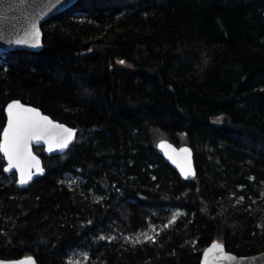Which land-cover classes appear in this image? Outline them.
<instances>
[{"label": "trees", "instance_id": "trees-1", "mask_svg": "<svg viewBox=\"0 0 264 264\" xmlns=\"http://www.w3.org/2000/svg\"><path fill=\"white\" fill-rule=\"evenodd\" d=\"M43 30L41 51L0 62V139L20 99L81 140L43 156L27 188L0 153V258L70 264L83 242L88 264H200L213 241L264 251V0H79ZM161 136L192 148L193 173L159 152ZM122 205L127 234L186 214L155 240H92Z\"/></svg>", "mask_w": 264, "mask_h": 264}, {"label": "water", "instance_id": "water-1", "mask_svg": "<svg viewBox=\"0 0 264 264\" xmlns=\"http://www.w3.org/2000/svg\"><path fill=\"white\" fill-rule=\"evenodd\" d=\"M78 1L79 0H0V57L18 50L33 52L41 51L44 47L43 25L57 14L62 13L63 11L75 5ZM33 25H35L40 31V46L32 47L28 44H17V40L24 39L26 33H29L33 30ZM13 101H19L20 104L25 107L37 109L41 116L48 117V119L52 121L53 124L63 125L67 129L74 130V134L71 140H69L67 147L62 149L56 147L54 144L52 150L49 151L47 138L41 139L39 141L32 140L30 142L29 147L31 153L39 162L40 170H38L35 166V161L31 162L32 167L26 169V174L30 173L31 179L25 184H21L19 182V169L13 167L11 170H7L9 165L7 156L3 151H0L2 157L4 158V173L9 176L15 174L18 187L27 188L36 179L42 177L46 173V166L43 156L51 157L65 154L75 143L79 133V128L70 126L67 123L54 119L51 115L45 113L41 108L35 105L26 103L20 99H13L5 107L7 120L1 133L0 143L3 142V131L8 126V105ZM157 146L159 152L162 153L173 165L180 169L183 168L185 171L190 170L193 173L194 152L189 145H182L179 147L170 139H162L158 141ZM37 149H42L43 151L38 152ZM214 242L223 245V250L221 251L216 249L209 253L207 257L208 264H264V251L246 256L238 255L229 251L225 244L219 241H213L204 249L200 264H205L204 253L213 245ZM0 261L23 262V264H39L35 255L33 254L24 255L19 258H0Z\"/></svg>", "mask_w": 264, "mask_h": 264}, {"label": "snow or ice", "instance_id": "snow-or-ice-1", "mask_svg": "<svg viewBox=\"0 0 264 264\" xmlns=\"http://www.w3.org/2000/svg\"><path fill=\"white\" fill-rule=\"evenodd\" d=\"M32 28L33 30L26 33L24 39H19L16 43L28 44L32 47L40 46V31L35 25H33ZM121 63H123V61H121ZM73 134V129H67L63 125L53 124L48 117L41 116L37 109L28 108L21 105L19 101H13L8 105V126L3 131V142L0 143V151L4 152L9 162L7 170H11L13 167L19 169V182L21 184L27 183L31 179V174H26V169L32 167L31 162L35 161V166L40 170L39 162L31 153L29 147L30 142L32 140L39 141L47 138L49 151L52 150L54 144L56 147L62 149L67 147ZM181 171L184 172V169L182 168ZM184 174L185 176L189 175L190 170L184 172ZM240 199L242 200L243 197ZM174 220L175 217H173L170 223L174 222ZM145 239L154 240L155 237L145 236ZM135 242L136 241H133V243ZM216 249L222 251L223 245L214 242L213 245L205 251V264H208L207 257L209 253ZM82 255L87 258V253H83ZM0 264H23V262L0 261Z\"/></svg>", "mask_w": 264, "mask_h": 264}, {"label": "rangeland", "instance_id": "rangeland-1", "mask_svg": "<svg viewBox=\"0 0 264 264\" xmlns=\"http://www.w3.org/2000/svg\"><path fill=\"white\" fill-rule=\"evenodd\" d=\"M4 55L0 57V62L3 61ZM124 65H128L126 61H123ZM165 139V136L159 137V139ZM169 139V138H166ZM173 140L177 146L181 147L182 145H186V143L178 142L176 138H170ZM81 140V137L78 138ZM158 144V141L156 142ZM38 152H42V149H37ZM15 178V174L12 175ZM81 177L74 176L68 174L66 176V182L69 185L77 186L80 184ZM92 198L101 200L104 197V194L95 191L94 189L90 191ZM152 213V212H151ZM186 213L183 209L177 207H171L163 214L159 212L153 213L154 219H158V222L153 221L154 219H149L148 227L136 234H127L125 233L126 230L124 228V223L129 219V207L128 205H122L119 209L116 208L115 216L112 220L107 222L105 225L100 226L97 228L95 233L96 235L92 236V240L99 241V240H108L111 241L116 238H121L130 242L136 241L135 243H144L147 241H151L152 239H145V236L152 237L154 236L155 239L162 233L164 229H167L171 225H173L179 218L184 216ZM175 217L174 222L170 223ZM131 238V239H129ZM154 239V240H155ZM87 253V258H85L82 254ZM90 258V250L87 242L79 243L76 246L72 247L68 251L67 261L70 264H88Z\"/></svg>", "mask_w": 264, "mask_h": 264}, {"label": "bare ground", "instance_id": "bare-ground-1", "mask_svg": "<svg viewBox=\"0 0 264 264\" xmlns=\"http://www.w3.org/2000/svg\"><path fill=\"white\" fill-rule=\"evenodd\" d=\"M78 134H79V133H78ZM77 139H78V136H77ZM77 139H76V141H77ZM76 141H75V142H76ZM63 155H64V154H63ZM166 159H167V158H166Z\"/></svg>", "mask_w": 264, "mask_h": 264}]
</instances>
